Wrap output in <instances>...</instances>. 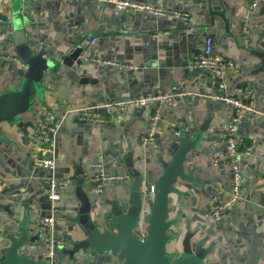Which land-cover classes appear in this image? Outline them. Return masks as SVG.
I'll use <instances>...</instances> for the list:
<instances>
[{
	"label": "crops",
	"instance_id": "1",
	"mask_svg": "<svg viewBox=\"0 0 264 264\" xmlns=\"http://www.w3.org/2000/svg\"><path fill=\"white\" fill-rule=\"evenodd\" d=\"M133 1L187 11L193 25L122 12L107 1L0 0V91L19 81L13 70L17 55L8 40L11 32L24 31L27 41L36 42L37 48L55 49L61 60L68 55L73 60L60 73L46 74L44 98L21 116V126L0 124L4 137L0 142V229L15 221L4 207L14 192L24 190L27 204L22 212L36 219L38 236L44 219L58 211L54 233L64 245L56 251L57 264H92L89 253L78 252L74 257L68 253L80 238V227L72 218L83 217L72 210L74 204L80 205L75 188L81 185L98 200L88 217L97 218L106 229L113 202L129 193L126 186L133 179L111 181L100 194L95 190L92 163H104L107 173H125L130 157L134 168L143 174L152 170L157 178L162 162L170 161L178 146L175 132L180 131L196 143L185 160L190 181L178 182V193L170 195L174 238L168 250L200 244L207 250L206 264H264V0H259L256 10L249 9L247 0ZM21 20L23 30L15 24ZM207 37L212 38L215 53L236 63L226 72V93L252 100L256 109L243 119L239 130L242 147L254 142L252 154L241 160L243 198L222 221L205 218L204 211L230 193V169L214 160L225 149L223 135L233 108L213 97L220 91L215 74L188 65L203 50ZM111 62L134 68L120 69ZM158 91L191 95L163 106L164 136L154 145L143 143L150 116L157 110L154 105L113 113L105 125L83 123L70 111ZM51 112L63 118L56 135L54 170L33 163L38 121ZM51 175L62 186L56 208L46 194ZM42 243L43 239L33 243L36 260L47 251Z\"/></svg>",
	"mask_w": 264,
	"mask_h": 264
},
{
	"label": "water",
	"instance_id": "2",
	"mask_svg": "<svg viewBox=\"0 0 264 264\" xmlns=\"http://www.w3.org/2000/svg\"><path fill=\"white\" fill-rule=\"evenodd\" d=\"M20 23L22 20L15 24L23 30L25 23ZM8 40L17 55L13 70L19 81L0 91V124L5 121L17 122L21 126V116L32 111L44 98L43 81L46 74L60 73L63 66L67 64L70 67L73 60L69 55L61 60L55 49L37 48L36 42L27 41L24 31L11 32ZM175 136L178 146L172 151L171 160L162 162L163 170L157 178H154L152 170L143 174L134 168L130 157L126 159L127 171L133 181L126 186L129 193L113 202L111 214L106 217V229L102 228L97 218L90 220L88 217L93 204L98 206V200L86 194L81 185L75 188L80 205L74 204L72 210L83 217L72 218L80 227V238L73 242L68 251L71 257L78 252L89 253L92 264H206L207 250L200 244L191 248L185 246L182 251L171 252L167 248L174 238L170 231L173 223L170 218V195L178 193V182L190 181L185 160L196 143L180 131L175 132ZM3 139L0 135V142ZM151 186L155 189L152 198ZM21 192L10 195L11 202L4 207L15 221L6 223L0 229V264H57L56 251L64 244H56L52 258L45 253L44 257L41 255L38 260L35 259L33 243L36 240L42 242V238L38 236L36 219L29 212H22L27 202ZM145 203L150 207V214L147 216V236L142 238L138 228L140 211ZM43 242L47 250V243Z\"/></svg>",
	"mask_w": 264,
	"mask_h": 264
},
{
	"label": "built area",
	"instance_id": "3",
	"mask_svg": "<svg viewBox=\"0 0 264 264\" xmlns=\"http://www.w3.org/2000/svg\"><path fill=\"white\" fill-rule=\"evenodd\" d=\"M94 1L111 2L117 10L122 12L147 13L155 17L174 18L188 22L191 26L193 25L192 22L194 21L192 15L189 12L176 8L141 3L133 0ZM258 2L259 0H247L249 9L256 10ZM0 21H3V19L0 18ZM95 42L96 38H93L92 43ZM111 63L120 69L124 67L134 68L133 65L119 64L116 62ZM188 65L190 68L202 69L215 74L219 81L218 85L220 87V91L216 92L213 97L216 100H221L227 103L233 108V112L230 115L229 124L223 135L225 149L219 155V157L214 160L216 164L222 162L230 169V193L226 198L210 204L209 207L204 211L205 218L215 221H222L226 218L229 211L234 208L243 198L244 176L242 173L241 160L242 157L252 154L254 142L246 147H242L243 137L240 135L239 130L243 119L248 114L255 112L256 109L252 100H243L238 96H233L226 93V72L228 70L234 69L236 67V63L233 60L225 58L214 52L213 40L211 37L206 38L203 50L198 55H196ZM186 95L188 96L191 94L182 91L178 93H166L158 91L139 97L112 99L106 102H100L81 108L70 109V111L76 113L78 120L83 123L105 125L109 122V115L113 113L118 112L120 114H124L134 107H146L148 105H154L157 107V110L152 116H150L149 129L143 137V143L145 145H154L164 136L163 129L161 127L163 106L170 105L175 100ZM62 120L63 118H58L51 112L44 115L38 121L40 133L39 142L37 145L38 150L33 156V163L35 166L44 167L50 170H54L56 168V135L59 131ZM92 167H94L96 170L93 177L95 190L100 194L105 191L111 181H129L132 179L128 172L107 173L105 165L102 162H93ZM61 190L62 186L59 184L55 175H51L46 182V194L47 198L51 201L55 208L57 202L61 199ZM154 191V187L151 186V198L154 194ZM17 194H19V192H14L12 195L15 196ZM21 194H25V191H23ZM55 210L42 222V227L48 231L45 232L43 230L40 234L41 238L47 243L46 256L50 258L54 256V248L56 244H64V241L61 238L55 237L54 235V224L58 214V211ZM149 214V205H143L140 211L138 228L142 238L147 236V230L144 226H147V216Z\"/></svg>",
	"mask_w": 264,
	"mask_h": 264
}]
</instances>
